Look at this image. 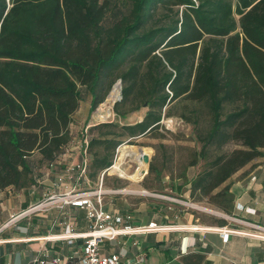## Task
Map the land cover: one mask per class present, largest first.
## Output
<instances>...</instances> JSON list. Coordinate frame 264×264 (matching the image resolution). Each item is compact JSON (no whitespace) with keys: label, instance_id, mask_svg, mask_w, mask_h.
I'll return each instance as SVG.
<instances>
[{"label":"trees","instance_id":"16d2710c","mask_svg":"<svg viewBox=\"0 0 264 264\" xmlns=\"http://www.w3.org/2000/svg\"><path fill=\"white\" fill-rule=\"evenodd\" d=\"M116 79L115 116L148 111L82 133L88 178L107 171L121 137L155 133L183 98L201 143L190 166L204 162L190 196L229 214L231 176L264 149V0H0V191L34 184L42 166L59 171L82 91L93 111Z\"/></svg>","mask_w":264,"mask_h":264},{"label":"crops","instance_id":"0c3cea01","mask_svg":"<svg viewBox=\"0 0 264 264\" xmlns=\"http://www.w3.org/2000/svg\"><path fill=\"white\" fill-rule=\"evenodd\" d=\"M77 138L74 135L60 155L59 161L65 163L56 174L51 173L49 177V171L45 170L44 175L34 184L10 186L0 191V226L12 214L49 194H62L68 189L84 191L91 185H97L99 177L95 182L86 174L87 145L84 138L81 144ZM83 164L85 171L82 172ZM230 192L233 201L227 216L264 223V167L255 169L248 176L234 179L230 182ZM157 198L159 201L153 199L134 208L126 205L120 209L103 203L108 212L130 215L132 224L156 222L168 227L160 231L121 235L114 240H105L100 246V253H117L122 261L129 262L143 256V264H264V240L234 231H228L227 239L222 238L221 231L216 227L248 232L242 230L244 226L233 218L217 216L216 213H210L212 217L200 218L198 213L189 211L188 204ZM245 208L251 209L250 212H245ZM66 225L72 227L74 233L87 232L89 222L85 210L52 203L45 211L32 213L11 223L0 230V264H33L34 258H43L44 254L49 258L59 257L61 264L75 261L81 253L83 239L74 238L71 242L60 239Z\"/></svg>","mask_w":264,"mask_h":264},{"label":"rangeland","instance_id":"374dc122","mask_svg":"<svg viewBox=\"0 0 264 264\" xmlns=\"http://www.w3.org/2000/svg\"><path fill=\"white\" fill-rule=\"evenodd\" d=\"M122 7L125 9V6ZM170 14L173 15V11ZM163 15L165 13L157 11L153 21L158 19L163 20ZM235 17L238 19L239 16L235 14ZM118 80L113 81L104 100L93 111H89L88 91H82L79 112L74 115V120L70 125L72 135L77 136V140L80 139V144L84 138L82 133L86 134L87 128L92 125L110 121L117 122L119 125L133 124L142 120L148 111L147 106L140 105L137 110L128 113L124 119L115 116L113 106L115 102L121 100L122 83L120 82L118 97L114 101L110 98V92ZM132 106L134 104L129 103L125 106V109ZM191 108L192 104L189 101L183 98L176 99L164 108L160 126L155 133L131 138H127V136L121 137L125 140L122 144L132 145L131 151L124 149V146L123 151L132 158L134 163L128 161H124L123 164L119 163L122 152L119 151L117 153V149L122 145L120 144L114 151L110 167L107 168V171L103 175L102 173L99 174L97 185H91L88 190L100 188L103 191V203L120 209H123L126 205L131 208L138 207L141 203L147 204L153 199L159 201L157 197H175L182 201L186 200L185 202H188L189 211L198 213L200 218L202 216L212 217L210 213H216L217 216L225 218L234 217L237 223L244 226L242 230L256 233L254 229H251L245 223L247 220L239 219L236 216H227L217 206L206 201H193V197L190 196V180L204 165V162L199 160L195 165L190 166V163L193 161V155L200 149L201 143L197 140L194 125L181 118L180 115L182 113L189 115L188 113H190ZM166 112L168 114H165ZM200 112L203 116L200 120L199 128L204 131L207 128L205 110L200 108ZM92 134L97 135V132L93 131ZM128 140L131 143H126ZM236 146L233 143H228L224 149L231 150ZM144 153L148 155L147 159L144 158ZM118 164H121V169L115 168ZM111 166L112 169H110ZM259 167H264V149L261 157L255 159L235 176L233 175L234 177L230 179V182L234 179L242 178L244 175L248 176L250 172ZM45 170L49 171V177L51 173L53 175L56 174L52 167L47 168L44 166L37 169L36 173L44 175ZM86 174L88 175V170ZM37 178L40 179L41 176L39 175ZM191 203L197 206H192L193 204L191 205Z\"/></svg>","mask_w":264,"mask_h":264},{"label":"built area","instance_id":"2783aa9c","mask_svg":"<svg viewBox=\"0 0 264 264\" xmlns=\"http://www.w3.org/2000/svg\"><path fill=\"white\" fill-rule=\"evenodd\" d=\"M84 143L87 145V137H84ZM85 171V164H83L82 172ZM255 177H252V180ZM103 191L99 189L74 191L72 189L65 190L62 194H49L47 197L41 199L36 203L28 205L26 208L16 214H12L7 221L1 226L0 230L7 227L11 223L26 217L32 213L45 211L50 204L58 203L60 206L71 205L85 210L86 218L89 222V229L84 233H74L72 227L66 225L64 232L59 236L60 239H65L71 242L74 238H82L83 245L81 253L73 262L65 264H143L144 257L138 256L134 261H122L121 256L117 253L101 254L100 246L105 240H114L121 235L144 234L150 231H160L168 227V225L158 224L156 222H149L147 224H132L130 215H122L108 212L104 208L102 201ZM176 203L188 204L178 198L166 197ZM193 204V205H192ZM192 206H197L191 203ZM241 209V208H240ZM251 209L245 208V212ZM235 219L234 217H232ZM251 229L256 233L242 232L236 230L222 229L223 227H216L220 230L223 239H227L228 231L236 233H246L251 236L264 240V223L259 224L255 222L245 221ZM59 257L49 258L44 254L43 258H34L33 264H61Z\"/></svg>","mask_w":264,"mask_h":264},{"label":"bare ground","instance_id":"6f19581e","mask_svg":"<svg viewBox=\"0 0 264 264\" xmlns=\"http://www.w3.org/2000/svg\"><path fill=\"white\" fill-rule=\"evenodd\" d=\"M117 96H118V86L115 84L114 88L110 92V98H112V100L114 101L117 98ZM123 150H124L123 147L119 146L117 149V153L119 151L122 152ZM124 161L133 162L132 158L128 154L122 153L119 158V163L123 164ZM121 164L116 165L115 168L121 169L122 168ZM112 166L110 169H112Z\"/></svg>","mask_w":264,"mask_h":264},{"label":"water","instance_id":"95a60500","mask_svg":"<svg viewBox=\"0 0 264 264\" xmlns=\"http://www.w3.org/2000/svg\"><path fill=\"white\" fill-rule=\"evenodd\" d=\"M120 82H121V81L118 80V82L116 83V85H117L118 87H120ZM144 105H145V104H144ZM143 156H144L145 159H147V157H148V155L145 154V153L143 154Z\"/></svg>","mask_w":264,"mask_h":264}]
</instances>
